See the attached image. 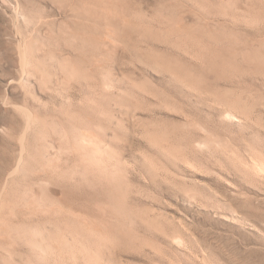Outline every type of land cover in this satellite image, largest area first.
Listing matches in <instances>:
<instances>
[{"label":"rangeland","instance_id":"374dc122","mask_svg":"<svg viewBox=\"0 0 264 264\" xmlns=\"http://www.w3.org/2000/svg\"><path fill=\"white\" fill-rule=\"evenodd\" d=\"M0 264H264V0H0Z\"/></svg>","mask_w":264,"mask_h":264}]
</instances>
